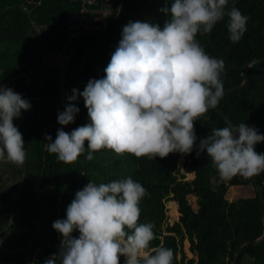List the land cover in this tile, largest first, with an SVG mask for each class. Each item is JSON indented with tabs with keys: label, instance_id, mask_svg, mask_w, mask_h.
<instances>
[{
	"label": "trees",
	"instance_id": "trees-1",
	"mask_svg": "<svg viewBox=\"0 0 264 264\" xmlns=\"http://www.w3.org/2000/svg\"><path fill=\"white\" fill-rule=\"evenodd\" d=\"M165 2L116 0L105 32L84 34L67 42L65 19L78 9L75 1L0 0V83L17 77L16 92L31 103L29 111L22 110L21 117L13 120L25 141L24 165L0 160V264H44L47 258L57 254L62 236L52 224L66 218V208L75 193L90 181L101 184L131 177L147 190L148 194L138 205V224H154L155 239L148 251L160 246L171 248L172 264H231L234 251L243 240L261 237L264 209L252 178L237 175L218 183L216 169L206 151L197 157L199 139L212 129L228 125L216 108L194 121L197 141L191 154L174 152L164 158L150 159L101 149L88 160V141H85V152L75 162L65 164L46 151V135L54 141L57 129L70 133L90 123L84 100L78 97L75 103L80 111L74 123L58 124L57 114L64 110L67 101L60 104V70L48 63L47 57L56 53L63 43L73 49L64 70L66 97L73 88L82 92L89 79L106 75L104 69L119 44L124 25L141 21L163 27L168 17L159 9ZM234 2L249 17L238 43L229 40L227 17L210 34L196 35L208 55L224 61L225 71L221 76L224 89L240 84L244 65L264 55V0ZM232 5L233 0H229V8ZM247 74L249 83L224 94L218 106L233 125L246 123L264 135V60L252 64ZM254 148L257 153H264V142ZM6 171L12 181L9 184L2 178ZM185 174H193L194 178L186 180ZM255 177L264 197V172ZM247 184L253 186V196L226 199L230 186ZM188 194L196 196V209ZM167 200H175L180 213L171 223L166 221L164 213ZM73 236L78 237L79 232L74 231ZM184 239L190 257L181 248ZM119 264H125V257L119 258ZM234 264H264V241L243 246Z\"/></svg>",
	"mask_w": 264,
	"mask_h": 264
},
{
	"label": "clouds",
	"instance_id": "clouds-1",
	"mask_svg": "<svg viewBox=\"0 0 264 264\" xmlns=\"http://www.w3.org/2000/svg\"><path fill=\"white\" fill-rule=\"evenodd\" d=\"M159 11L168 17L163 27L129 21L104 69L106 75L89 79L82 92L73 88L66 97L58 124L74 123L80 111L78 97L84 100L90 123L70 133L57 129L54 141L45 136L46 151L59 162H75L86 150L85 141L88 160L101 149L150 159L193 151L194 121L223 98L225 71L224 61L208 55L196 35L210 34L227 17L229 40L238 43L249 17L235 7L234 0L230 8L229 0H170V6L166 0ZM30 109L22 94L0 85V160L24 165L25 141L13 120ZM261 142L264 135L254 126L229 124L199 139L196 154L206 151L218 183L237 175L248 179L264 172V153L254 148ZM147 194L131 177L101 184L90 181L75 193L66 218L53 222L62 240L58 253L44 264H119L121 256L125 264H172L171 248L148 251L155 239L154 224H138V205Z\"/></svg>",
	"mask_w": 264,
	"mask_h": 264
},
{
	"label": "built area",
	"instance_id": "built-area-1",
	"mask_svg": "<svg viewBox=\"0 0 264 264\" xmlns=\"http://www.w3.org/2000/svg\"><path fill=\"white\" fill-rule=\"evenodd\" d=\"M77 4V10L68 15L65 19L66 28L68 31L67 42L74 38H79L84 34L105 32L108 27V16L116 7V0H72ZM74 50L68 49L67 44L63 43L61 48L47 57V62L52 66L59 68V99L60 104L64 105L67 101L65 91V68L73 55ZM8 88H12L15 92L18 91V78L12 77L1 82Z\"/></svg>",
	"mask_w": 264,
	"mask_h": 264
},
{
	"label": "rangeland",
	"instance_id": "rangeland-1",
	"mask_svg": "<svg viewBox=\"0 0 264 264\" xmlns=\"http://www.w3.org/2000/svg\"><path fill=\"white\" fill-rule=\"evenodd\" d=\"M2 178L4 179V181H6L7 184L12 182L10 181V174L7 171L5 173H2ZM193 178H194L193 174H185L186 180H191ZM253 195H254L253 186L251 184H247V185L230 186L225 194V197L228 200H233L239 197H247V196H253ZM187 197L191 205L196 209L198 207L196 203V196L193 194H188ZM164 207H165L164 213L166 215V221L168 223H171L173 220H176L178 215L180 214L179 211L177 210L176 201L167 200L166 203L164 204ZM7 222H9V220ZM181 248L187 257L191 256V253L188 251V242L186 239L182 241Z\"/></svg>",
	"mask_w": 264,
	"mask_h": 264
},
{
	"label": "water",
	"instance_id": "water-1",
	"mask_svg": "<svg viewBox=\"0 0 264 264\" xmlns=\"http://www.w3.org/2000/svg\"><path fill=\"white\" fill-rule=\"evenodd\" d=\"M262 60H264V55L261 56V57H258V58H254V59H252L249 63H247L246 65H244V67H243V72H242L243 81H242L240 84L236 85V86H233V87H230V88H226V89H224V94L229 93V92L234 91V90H238V89H240V88L246 86V85L249 83V81H250V78H249L247 72H248V70L250 69L251 65L254 64V63H256V62H260V61H262ZM224 94H223V95H224ZM216 109H217V110L221 113V115L224 117V119L226 120V122H227L228 125H229V124L233 125V124L231 123V121L229 120V118H228V117H227V116L221 111V109L219 108L218 105H217ZM234 135H235V134H234ZM251 178H252V181L255 183L256 191H257V193H258V196H259V198H260V200H261V204H262L263 209H264V197H263V191H262V189H261V185L258 183V181H257V179H256L255 176H254V177H251ZM262 225H263V233H262L261 237H259V238L256 239V240H253V241L243 240V241L237 246V248L235 249L234 254H233V257H232L231 264H234V259H236L237 255H238V252L241 250V248H242L243 246L248 245V244H252V245H254V244L261 243V242L264 241V210H263V213H262Z\"/></svg>",
	"mask_w": 264,
	"mask_h": 264
}]
</instances>
